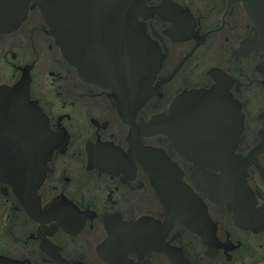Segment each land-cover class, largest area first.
<instances>
[{"label":"flooded vegetation","instance_id":"obj_1","mask_svg":"<svg viewBox=\"0 0 264 264\" xmlns=\"http://www.w3.org/2000/svg\"><path fill=\"white\" fill-rule=\"evenodd\" d=\"M144 4L155 11L138 20L162 60L139 117L147 124L172 116L183 92L219 86L240 113L238 143L211 138L199 155H183L177 149L193 147L173 123L170 137L145 135L135 144L111 91L83 80L38 8L29 9L0 34V126L17 133L20 112L41 115L55 146L37 188L0 177V264H264V53L250 48L253 24L239 1ZM22 80L27 105L17 91ZM37 127L22 124L25 134ZM205 127L210 136L220 132ZM140 149L163 151L174 168L152 171ZM165 173L163 204L156 185ZM175 179L191 195L175 190ZM121 222L136 224L133 243Z\"/></svg>","mask_w":264,"mask_h":264},{"label":"water","instance_id":"obj_2","mask_svg":"<svg viewBox=\"0 0 264 264\" xmlns=\"http://www.w3.org/2000/svg\"><path fill=\"white\" fill-rule=\"evenodd\" d=\"M231 1L242 3L253 24L257 38L250 41V48L264 53V0ZM31 8H38L41 12L64 59L77 66L80 77L111 91L113 107L130 126V138L135 139V144L140 145L138 141L145 135L170 137L173 123L182 126L188 145L193 147L177 149L183 155H199L200 147L209 144L211 138L216 139L213 142L216 145L235 147L238 143L241 116L236 103L219 86L183 92L175 99L172 116L159 114L147 124L139 117L138 111L155 92L152 83L162 60L159 46L138 20L143 13L151 15L155 11L147 8L144 0H0V34L16 29ZM108 33L115 36L108 37ZM27 84V80H22L17 89L24 93V105L28 103ZM20 115L19 132L11 133L9 128L0 126V146L32 148L0 149V177L13 181L21 189L33 190L42 181L44 159L50 156L55 145L41 115L35 118L30 112L29 119H24L22 112ZM26 121L30 126L37 124L35 132L25 134L22 124ZM205 123H212L214 130L220 132L210 136L206 133ZM140 150L152 171L159 173L173 167L163 151ZM211 150L225 154L234 149ZM169 177L166 173L159 175L163 180L156 185L163 204H166V187L169 184L165 179ZM172 185L175 190L184 187V193L191 195L178 180L175 179ZM135 226V223L121 222V230L130 234L129 243L134 242Z\"/></svg>","mask_w":264,"mask_h":264}]
</instances>
